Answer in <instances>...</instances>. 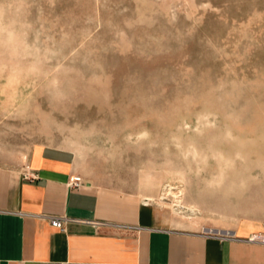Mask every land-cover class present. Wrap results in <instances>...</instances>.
Returning a JSON list of instances; mask_svg holds the SVG:
<instances>
[{"label": "rangeland", "instance_id": "obj_1", "mask_svg": "<svg viewBox=\"0 0 264 264\" xmlns=\"http://www.w3.org/2000/svg\"><path fill=\"white\" fill-rule=\"evenodd\" d=\"M39 146L264 236V0H0V166Z\"/></svg>", "mask_w": 264, "mask_h": 264}, {"label": "crops", "instance_id": "obj_2", "mask_svg": "<svg viewBox=\"0 0 264 264\" xmlns=\"http://www.w3.org/2000/svg\"><path fill=\"white\" fill-rule=\"evenodd\" d=\"M69 153L39 146L20 170L0 166V264H263L264 244L246 241L253 230L194 227L162 197L155 202L86 179ZM76 175L81 184L69 187ZM38 214L75 220L60 230Z\"/></svg>", "mask_w": 264, "mask_h": 264}, {"label": "built area", "instance_id": "obj_3", "mask_svg": "<svg viewBox=\"0 0 264 264\" xmlns=\"http://www.w3.org/2000/svg\"><path fill=\"white\" fill-rule=\"evenodd\" d=\"M24 179H28V180H35L36 179V174H32V173H23L22 174ZM82 182L81 176L76 175L73 176L71 178V180H69L68 182V186L69 187H77L78 185H80ZM37 217L40 218H44L46 219L51 226L58 228L60 230H64L65 229V224L69 221H74L75 219L72 218H68L66 216H58V215H54V214H38L36 215ZM93 223V225H98V226H113V227H117V228H122V229H130V228H134L131 225H127V224H121V223H111V222H91ZM214 236H218L219 238H233L231 235L229 234H215ZM246 241L248 242H252V243H261L264 244V238H261V236L259 234L256 233H252L248 238H246ZM264 264V261H263Z\"/></svg>", "mask_w": 264, "mask_h": 264}, {"label": "bare ground", "instance_id": "obj_4", "mask_svg": "<svg viewBox=\"0 0 264 264\" xmlns=\"http://www.w3.org/2000/svg\"><path fill=\"white\" fill-rule=\"evenodd\" d=\"M173 186H170L169 189H167L168 191V194H172L175 198V200H173V204H172V208L173 210L177 213V214H182L184 213L185 214V210H187L186 212H188V216H195L197 215L200 210L199 208H197L195 205H192V204H187L183 198V191L180 189V192L179 193H175L173 191ZM166 198L164 196H162V200H165ZM196 219V218H195ZM261 238H264L263 235H260Z\"/></svg>", "mask_w": 264, "mask_h": 264}]
</instances>
